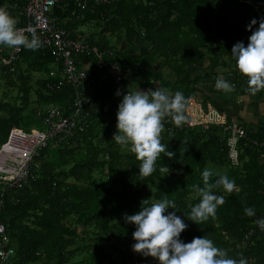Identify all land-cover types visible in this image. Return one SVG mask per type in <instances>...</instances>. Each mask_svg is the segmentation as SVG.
I'll return each instance as SVG.
<instances>
[{
	"label": "trees",
	"instance_id": "obj_1",
	"mask_svg": "<svg viewBox=\"0 0 264 264\" xmlns=\"http://www.w3.org/2000/svg\"><path fill=\"white\" fill-rule=\"evenodd\" d=\"M22 5L23 0H0V7L12 17ZM74 10L69 0H59L54 9L57 27L75 31L87 24L107 23L113 46L92 35L86 40L110 52L109 58L126 71L122 84L126 92L158 81L170 93L180 91L191 98L202 80L215 85L223 78L236 93L248 94L247 78L236 69L231 50L237 42L247 46L252 34L248 25L253 19H264V0H108L93 9L75 10L76 16L71 17ZM258 27L259 23L253 31ZM141 40L148 48L142 55H131ZM122 41L126 48L117 52L114 47ZM203 58L210 68L228 71L182 83ZM51 71L55 76H50ZM60 71L44 46L35 51L23 48L12 65L0 61V149L12 130L30 133V127L41 122L36 117L38 107L54 104L69 115L74 90L65 82L57 87ZM209 92L223 93L211 87ZM262 95L264 90L256 94ZM108 122L106 115L88 114L82 132L56 147L48 145L32 158L25 184L0 186V224L14 251L9 264L145 263L147 258L132 249L135 225L126 223L124 216L138 213L143 200L165 196L177 206L166 214L177 211L188 225L180 237L183 242L206 236L232 257L243 255L248 264H264V231L254 226L255 217L264 213V147L260 145L264 134L246 132L237 143V165H233L221 127L202 130L164 123L162 143L175 156L169 159L161 154L156 171L141 180L140 162L115 143L117 122ZM209 165L218 167L211 170L212 182L219 178L217 174L227 175L239 191L214 190L225 203L215 218L197 225L184 215L199 202L193 186L203 187L202 172ZM161 166L168 171L160 172ZM245 207L254 208L255 216H246ZM250 230L253 234L243 242Z\"/></svg>",
	"mask_w": 264,
	"mask_h": 264
},
{
	"label": "clouds",
	"instance_id": "obj_2",
	"mask_svg": "<svg viewBox=\"0 0 264 264\" xmlns=\"http://www.w3.org/2000/svg\"><path fill=\"white\" fill-rule=\"evenodd\" d=\"M259 23V27L253 28ZM18 21L4 7H0V46L7 48H25L38 50L41 46L36 31L31 28L17 27ZM252 34L247 46L237 42L231 56L239 73L247 78L246 91L251 95L264 90V19L259 22L253 19L247 28ZM218 91L225 93L234 90V86L223 78L215 83ZM117 96L123 95L117 111V134L113 140L121 149H127L140 162L139 177L144 180L156 171V162L161 154L169 159L175 153L168 151V146L162 143L164 120L169 118L176 126L188 123L186 112L191 98H186L180 91L174 94L167 89L157 87L148 91L140 89L127 91L124 95L117 91ZM2 148V147H1ZM160 172L168 171L167 166H161ZM212 182L213 172L205 168L202 172L203 187L193 186L195 197L199 202L190 208L184 217L197 225L215 218L217 210L225 203L223 195L214 194V190L222 189L231 194L239 191L234 180L227 175H219ZM141 210L134 215H125L126 223L135 225L132 246L135 253L144 257H152L159 264H248L241 255L239 258L229 255V250L216 246L213 240L196 237L190 243L183 242L180 237L188 225L177 211L166 214L168 209H176L174 201L166 196L160 200L146 199L141 202ZM245 215L255 216V209L245 207ZM255 223L264 231V219Z\"/></svg>",
	"mask_w": 264,
	"mask_h": 264
},
{
	"label": "built area",
	"instance_id": "obj_3",
	"mask_svg": "<svg viewBox=\"0 0 264 264\" xmlns=\"http://www.w3.org/2000/svg\"><path fill=\"white\" fill-rule=\"evenodd\" d=\"M69 1L75 10L81 11L108 3V0ZM58 3L59 0H23V5L14 18L18 21L17 27L31 28L36 31L41 46L47 47L55 63L60 65V81L57 87L65 82L74 90L70 113L64 115L62 109L54 104L42 108L38 107L35 111L36 117L41 119L45 131L32 130L30 133H24L20 130L11 131L8 142L3 148L15 136L13 140L22 149V154L17 156L21 162L11 178L0 177V186L20 188L27 181L28 168L32 158L40 150L50 144L56 147L64 139L72 137L77 132H82L88 118L85 107L89 101L92 83L88 72L78 66V57L83 56V59L93 61L94 68L97 71L106 72L118 86H122L127 77L126 71L120 68L118 62L109 58L110 52L90 46L86 40V35L57 27L54 9ZM68 5L65 6L67 9L69 8ZM75 10L71 12V17L76 16ZM22 49L23 47L17 49L0 46V61L3 64L12 65L18 59ZM4 57L6 61L1 60ZM50 76H55L54 71L50 72ZM186 116L188 118V123L184 124L186 127H200L202 130H207L211 126L221 127L223 132L227 134L229 159L233 165H237V143L246 136V130L242 125L234 122L217 121L212 113L204 111V108L195 102L188 106ZM164 123L171 124V121L166 118ZM260 145L264 147V142ZM259 219H264V213L255 217V221ZM254 226L260 228L255 222ZM252 234V230L248 231L243 242H246ZM13 254V249L8 246L4 227L0 224V264H9ZM130 264H159V262L152 257H147L145 263L132 262Z\"/></svg>",
	"mask_w": 264,
	"mask_h": 264
},
{
	"label": "crops",
	"instance_id": "obj_4",
	"mask_svg": "<svg viewBox=\"0 0 264 264\" xmlns=\"http://www.w3.org/2000/svg\"><path fill=\"white\" fill-rule=\"evenodd\" d=\"M93 30L88 32L96 39L108 43L113 46L114 38L111 37V33L108 30L107 23L96 26L90 25ZM78 33L79 27L73 29ZM126 48L125 41H122L114 49L117 52H122ZM148 44L141 40L132 50L131 55L139 56L142 55ZM113 49V50H114ZM79 67L85 69L92 83L91 94L89 101L85 107L88 114L92 115H106L109 119V124L117 122V111L118 105L123 99V95L117 96V91H121L124 95L127 92L122 86H118L110 75L106 72L97 71L94 68L93 61L89 59L77 60ZM159 63L153 65L154 70H158ZM228 71V68H210L206 58H203L198 65L191 67L188 72L181 79L182 83H187L196 77H203L206 75H221ZM167 75V73H164ZM157 87L164 89L158 81H153L149 87L134 86L129 88V91L142 90L148 91L149 88L155 90ZM210 87L215 89V85L208 79L202 80L195 88L194 95L191 97V103L195 102L204 108V111L212 113L217 121L220 122H234L242 125L247 133H261L264 134V95L256 96L251 94H239L234 90L228 93L223 92L222 94L210 93ZM174 94V93H172Z\"/></svg>",
	"mask_w": 264,
	"mask_h": 264
},
{
	"label": "bare ground",
	"instance_id": "obj_5",
	"mask_svg": "<svg viewBox=\"0 0 264 264\" xmlns=\"http://www.w3.org/2000/svg\"><path fill=\"white\" fill-rule=\"evenodd\" d=\"M15 137V136H14ZM14 137H12V141L8 144L3 151H5V154L3 157H1L2 153L0 154V162L7 164L9 167L5 165L0 164V177L4 178H11L17 170V167L19 166L21 160L17 158L20 154H22V149L19 147V145L15 142ZM2 158V159H1ZM13 160V161H12Z\"/></svg>",
	"mask_w": 264,
	"mask_h": 264
},
{
	"label": "rangeland",
	"instance_id": "obj_6",
	"mask_svg": "<svg viewBox=\"0 0 264 264\" xmlns=\"http://www.w3.org/2000/svg\"><path fill=\"white\" fill-rule=\"evenodd\" d=\"M91 24H87V25H84V26H80L79 27V31H81L82 33H85V34H89L88 32H90L91 30H93V28L90 26ZM38 76V75H37ZM30 130L32 131V130H36V131H45V126L42 124V122H37L36 124H34V125H32L31 127H30ZM7 149H5V151H6ZM5 151L2 153V155H1V157H3L4 156V154H5ZM2 159V158H1ZM1 161V160H0ZM0 164L1 165H5V166H7V167H9L7 164H5V163H1L0 162ZM218 167L217 166H214V165H209L208 167H207V169H209V170H215V169H217Z\"/></svg>",
	"mask_w": 264,
	"mask_h": 264
},
{
	"label": "water",
	"instance_id": "obj_7",
	"mask_svg": "<svg viewBox=\"0 0 264 264\" xmlns=\"http://www.w3.org/2000/svg\"><path fill=\"white\" fill-rule=\"evenodd\" d=\"M3 147H4V146H2V148L0 149V154L2 153V151H3V149H4Z\"/></svg>",
	"mask_w": 264,
	"mask_h": 264
}]
</instances>
